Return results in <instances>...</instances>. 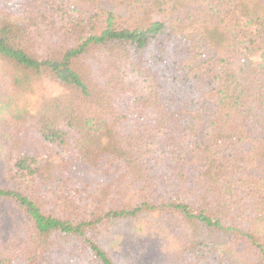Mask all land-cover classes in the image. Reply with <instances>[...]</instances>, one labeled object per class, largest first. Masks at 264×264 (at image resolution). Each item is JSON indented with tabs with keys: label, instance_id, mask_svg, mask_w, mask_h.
<instances>
[{
	"label": "trees",
	"instance_id": "trees-1",
	"mask_svg": "<svg viewBox=\"0 0 264 264\" xmlns=\"http://www.w3.org/2000/svg\"><path fill=\"white\" fill-rule=\"evenodd\" d=\"M0 142V264H264V1L0 0Z\"/></svg>",
	"mask_w": 264,
	"mask_h": 264
},
{
	"label": "rangeland",
	"instance_id": "rangeland-1",
	"mask_svg": "<svg viewBox=\"0 0 264 264\" xmlns=\"http://www.w3.org/2000/svg\"><path fill=\"white\" fill-rule=\"evenodd\" d=\"M261 1V0H260ZM264 1V0H263ZM212 56V52H211V50L206 46V45H203V47H202V49H201V57L199 58V60L200 61H202V60H207V59H209L210 57ZM36 144H37V142H35ZM33 144V143H30V145H31V151H30V153L31 152H33V151H35V149H37L36 148V144ZM2 146L3 145H1V142H0V148H2ZM37 152H39L40 153V150H37ZM42 153V152H41ZM40 153V154H41ZM39 154V156L40 157H42V158H46L45 157V155L44 154H41L40 155ZM57 158L55 157V158H53V159H51V161L53 162V163H56V160Z\"/></svg>",
	"mask_w": 264,
	"mask_h": 264
}]
</instances>
